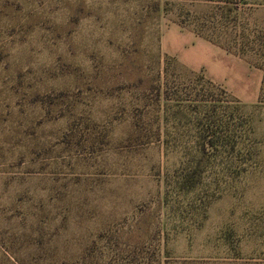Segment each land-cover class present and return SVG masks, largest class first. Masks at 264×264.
<instances>
[{"label":"rangeland","instance_id":"rangeland-1","mask_svg":"<svg viewBox=\"0 0 264 264\" xmlns=\"http://www.w3.org/2000/svg\"><path fill=\"white\" fill-rule=\"evenodd\" d=\"M0 264H264V0H0Z\"/></svg>","mask_w":264,"mask_h":264},{"label":"crops","instance_id":"crops-1","mask_svg":"<svg viewBox=\"0 0 264 264\" xmlns=\"http://www.w3.org/2000/svg\"><path fill=\"white\" fill-rule=\"evenodd\" d=\"M160 44L164 53L211 80L222 79L229 73V61L240 56L175 22L162 31Z\"/></svg>","mask_w":264,"mask_h":264},{"label":"trees","instance_id":"trees-1","mask_svg":"<svg viewBox=\"0 0 264 264\" xmlns=\"http://www.w3.org/2000/svg\"><path fill=\"white\" fill-rule=\"evenodd\" d=\"M200 35V34H199ZM201 36H203V35H201ZM203 37H205V36H203ZM205 38H207V39H209L210 41H212V42H214V43H216V44H218L214 39H212V38H209V37H205ZM220 45V44H219ZM228 51H231V50H229V49H227ZM239 54V53H238Z\"/></svg>","mask_w":264,"mask_h":264}]
</instances>
